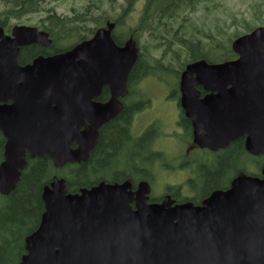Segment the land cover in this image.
Here are the masks:
<instances>
[{
    "label": "water",
    "instance_id": "obj_1",
    "mask_svg": "<svg viewBox=\"0 0 264 264\" xmlns=\"http://www.w3.org/2000/svg\"><path fill=\"white\" fill-rule=\"evenodd\" d=\"M112 28L107 23L63 52L19 66L20 46L50 39L29 25L13 26L11 35L0 27V130L6 137L0 193L15 187L26 151L48 155L55 166L85 161L99 126L122 110L138 48L133 38L118 45ZM231 47L235 59L186 65L181 106L199 145L245 136V149L259 155L264 26L236 37ZM195 83L216 92L197 99ZM104 87L110 97L96 101ZM131 188L129 180L101 181L68 192L65 180L54 176L43 187L44 211L38 227L24 237L18 264H264V166L261 177L241 172L228 189L214 190L200 204L171 205L169 196L147 203V182Z\"/></svg>",
    "mask_w": 264,
    "mask_h": 264
},
{
    "label": "flooded vegetation",
    "instance_id": "obj_2",
    "mask_svg": "<svg viewBox=\"0 0 264 264\" xmlns=\"http://www.w3.org/2000/svg\"><path fill=\"white\" fill-rule=\"evenodd\" d=\"M205 1L207 0H203L202 2ZM50 12L51 11H47L45 17L41 19L42 24L29 25L36 27L40 31H45L48 35V38L50 39V43L43 44L41 42H32L30 44L20 46L17 57V63L19 64V66L32 64L37 57L46 58L48 56L63 52L79 42H75L65 49H61L60 47L55 46V40L46 30L45 26L47 24L48 14ZM5 14L6 13L2 14L0 12V27H2L5 34L11 35L13 26L20 24L9 25L6 22V19L10 16L18 17L23 16L24 14L10 16H7ZM178 27L179 26L176 27L173 25V28L176 31L175 38L188 39L190 41L189 38L184 37L183 32ZM114 30L115 27H113L111 30L112 37L114 36ZM126 39H124L122 42L116 43L118 45H122L124 44ZM162 42H166V38H163ZM142 45L146 46L145 43H142ZM189 45L195 46L198 53L201 50L206 54H210L206 49L203 50V47L200 46L199 42L193 44V42L190 41ZM139 49L141 50V43L139 44ZM236 57L237 55H235L231 59H234ZM142 60L144 61L145 66H149L148 61L150 60V57L145 56L142 58ZM155 60H157L160 65H163L164 62L169 61H166L165 58H156ZM198 60L206 59H204L203 57H198L195 59L189 58L188 61L183 63V66L185 68L187 64ZM161 62H163V64H161ZM206 62L216 63L220 61L206 60ZM181 69H176L180 72L178 74H175L173 83L169 85L168 79L163 76L165 72L160 73L159 68H151L153 72H156L152 73L153 78L161 80L162 77H164L166 79L164 84L166 86V92L161 96V99L171 100L174 104V110L172 114L173 119L170 122L171 125H165L160 120L161 118L156 115H152L150 118H144L141 120V122L137 121V119L139 118L138 116L146 112L149 108H151L149 109V111L154 110L153 97L147 96L146 91L143 88V82L148 79L145 67L142 66V68H140L138 76L140 77L138 80L140 90L136 91L135 94H132L130 92L131 90L129 87V83H127L128 92L124 97L120 98L121 103L123 104V108L127 104L129 108L132 107V109H135L133 111H136L133 116L135 118L132 125H117L118 129H121L124 132V145L122 147V149L124 148V151H114L113 148L110 149L109 147H106V153L104 152V149L100 151L98 147L99 142H103V146L105 147V141H109L106 131L108 125L105 124L99 126L98 139L91 150V153L93 152V161L96 165V171L101 172L102 174L109 177L125 174V172H127L128 170L131 171V168H128V158H131V160L135 163L132 171L133 173H131L134 179H132L131 177H127L126 179L130 180L133 190L137 188L140 182L146 181L150 185L151 193L154 178L158 179L162 174H169L170 180H166L165 182L160 183L163 192L159 195L150 194L148 202L161 203L164 200L165 196H169L172 200V204L182 203L186 201H191L194 204H200L201 201L204 198L208 197L214 190L228 189L236 176L241 172H245L243 160L244 153L247 157L246 162L251 168V170L246 173L254 176H261V168L257 170L258 156L251 155L245 149V136L234 138L232 140H229L224 145L213 147L201 146L194 141L195 126L191 119L186 116L184 109L181 106ZM176 70L175 72L177 73L178 71ZM192 76V78L197 77L196 74H193ZM194 88L198 91L197 99H201L212 92H216L215 90H208L202 83H195ZM104 89L105 87L102 89L101 94L97 98H95L96 101H105L108 99V97L110 96V92L107 87L105 98L100 99L102 93L104 92ZM202 127L201 130L205 133L206 131ZM0 134L2 137L4 150L6 137L1 130ZM103 153L107 155L104 165L101 164V161L104 160L102 159ZM27 154L31 159L37 157H32L29 152L26 151V156ZM225 157L228 158V164L220 167L216 183L214 185H209L207 183L208 175H210V173L216 172L220 165V161ZM114 177H112L111 179H113ZM163 178L166 179L167 176L163 175Z\"/></svg>",
    "mask_w": 264,
    "mask_h": 264
},
{
    "label": "trees",
    "instance_id": "obj_3",
    "mask_svg": "<svg viewBox=\"0 0 264 264\" xmlns=\"http://www.w3.org/2000/svg\"><path fill=\"white\" fill-rule=\"evenodd\" d=\"M125 1L126 6L122 8L123 12L109 20L114 23L115 30L113 37L116 42H122L124 39L130 37L139 41L140 37L147 34L157 42L166 38L167 49L170 48L169 46L172 43L179 42L178 44L180 45L173 49L175 52H180L184 50L182 48L187 44V41L186 39L175 38L176 31L173 28L175 18L179 14V10L196 9L197 4L203 0H141L142 4L139 13H133V15H131L132 6L139 0ZM44 2V0H0L1 13H6L5 15L7 16L28 14L44 9ZM49 10L51 12L48 14V21L45 25L46 30L55 40V46L61 49H65L75 42L90 37L98 25H105L106 22L96 24L93 27L87 26L85 21L92 22L95 20L94 16H91L92 10L90 7L75 10V12L69 15H61L52 12V9ZM128 15H131L129 22L125 19ZM168 35H171V37H168ZM183 35L185 34L183 33ZM189 48L191 53L187 60L189 58L203 57L208 61H212L213 57H210L209 54L201 50L198 53L195 46L189 45ZM149 51L150 49L148 48ZM141 52L138 54L128 76V83L132 94L140 90L138 84L140 77L138 76L142 66L145 67L146 73H149L151 68H159L160 73L172 71L170 69L172 59H167L169 61L165 64L161 62L163 65H160L155 59H150L148 61L149 66H145L142 58L145 56L149 57V55L147 48L142 44ZM174 56L176 55L173 53L172 57ZM231 57H234V53L231 48L227 47L225 58ZM106 90L105 88L100 99L105 98ZM133 110L135 109L129 108L126 104L117 116L105 123V125H108L106 131L109 141H105V147L103 146V142H99L98 147L100 151L104 149L105 152L106 147L113 148L114 151H124V148L122 149L124 145V132L118 129L117 125H132L135 118L133 116L136 112ZM105 153L102 155V159L104 160L101 159V164L103 165L107 157ZM2 155L3 144L0 134V161L2 160ZM259 157H264V154L257 158L259 159ZM243 160L244 162L247 160L245 153L243 154ZM26 162V166L20 171V176L15 187L8 194L0 193V264H18L20 256L25 252L24 237L38 227L41 214L44 211V204L41 198L43 186L48 184L54 175L62 177L65 180L68 191L72 192L78 191L82 187H90L100 181H123L127 177L134 179L131 173H133L135 163L131 158H128V168H131V171L128 170L125 174L109 177L96 171L93 152L91 153V151L86 161L66 163L62 167H55L47 155L31 159L27 154ZM228 162V158L225 157L220 161L216 172L208 175L207 183L209 185L216 183L220 167L228 164ZM262 165H264V160L260 165L258 161V166ZM244 171L248 173L250 170L244 166ZM112 177L114 178L111 179Z\"/></svg>",
    "mask_w": 264,
    "mask_h": 264
},
{
    "label": "rangeland",
    "instance_id": "obj_4",
    "mask_svg": "<svg viewBox=\"0 0 264 264\" xmlns=\"http://www.w3.org/2000/svg\"><path fill=\"white\" fill-rule=\"evenodd\" d=\"M44 9L39 12L24 14L6 19L9 25L26 24L40 25L41 19L46 15L47 11L52 9L57 14L69 15L75 10H81L85 7L91 8V16L95 19L92 22L85 21L87 26L93 27L96 24H103L115 18L117 14H121L122 8L126 6L125 0H44ZM141 0L136 1L132 6V13L138 14L141 7ZM1 12V7H0ZM131 15L125 17L129 22ZM89 17V16H87ZM105 22V23H106ZM185 34L184 37L190 39L193 44L197 42L210 53V57L214 61L223 60L225 58L227 47L230 48L231 41L238 35L247 32L258 25H264V0H207L200 1L196 9L179 10V14L173 23ZM100 26V25H98ZM185 30V32H184ZM171 37V35H168ZM186 45L182 48L183 51L175 52L174 47L178 43H172L167 49V43L155 41L147 34H144L139 39V43H145V47L150 49L148 55L150 59L165 58L172 59L170 69H180V66L187 61L190 55L189 40L186 39ZM221 49H220V48ZM173 53L176 55L172 57ZM168 62V61H167ZM164 62V63H167ZM173 64V65H172ZM179 71V70H176ZM171 85L175 76L169 73H164ZM152 81L143 83L144 90L148 91L154 101V110L141 114L137 121L141 122L144 118H150L152 115L159 116L165 125H171L174 104L171 100L161 99V96L166 92V86L159 81L150 78ZM143 122V121H142ZM264 160V157H259V165ZM249 169V168H248ZM166 175L167 178H163ZM166 180H170L169 174H162L160 178H154L152 183V195L163 192L161 184Z\"/></svg>",
    "mask_w": 264,
    "mask_h": 264
}]
</instances>
